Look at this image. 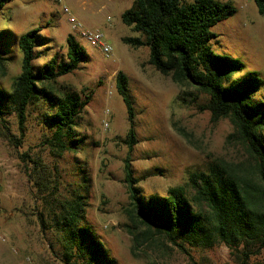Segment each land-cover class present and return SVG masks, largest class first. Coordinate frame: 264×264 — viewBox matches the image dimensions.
<instances>
[{
    "label": "rangeland",
    "instance_id": "1",
    "mask_svg": "<svg viewBox=\"0 0 264 264\" xmlns=\"http://www.w3.org/2000/svg\"><path fill=\"white\" fill-rule=\"evenodd\" d=\"M133 1L9 0L0 12L2 41L17 43L13 45L16 49L6 54L9 60L5 70H0L2 88L10 89L20 73L22 53L18 39L27 31L40 28L49 43L35 49V71L54 56L68 61L67 38L73 35L85 48L88 60L78 70L58 78L56 86L92 97L76 126L83 141L78 149L59 158L41 145L44 135L51 132L45 121L49 107L44 102L31 106L22 146L13 145L5 137L0 122V233L7 238L6 242L0 241V264H65L64 238L54 220L60 201L76 193L85 196L83 223L93 227L116 264H235L224 243L208 249L191 248L189 257L159 238L132 253L133 239L125 229L130 202L124 181L128 156L146 197L164 195L170 187L185 184L191 173L206 170L211 162L246 159L243 147L228 139L233 131L231 122L223 119L214 123L210 111L200 109L208 100L205 94L195 102L190 96L183 101L181 88L172 78L148 63L149 47L135 48L123 41L125 36H140L122 20V13ZM220 1H232L237 12L212 28L218 36L209 45L216 53L244 63L236 76L258 72L263 84L254 99L264 100V15L259 13L255 0ZM64 6H69L86 27L105 33L113 46L109 57L95 43L71 30ZM120 70L129 78L136 112L137 143L133 147L125 142L131 125L116 87ZM186 90L195 91L192 87ZM6 119L11 131L19 134L15 114L7 110ZM30 150L42 155L58 179L55 195L37 198L19 157L21 152ZM193 192L190 188L189 194ZM251 261L264 264V248Z\"/></svg>",
    "mask_w": 264,
    "mask_h": 264
},
{
    "label": "trees",
    "instance_id": "2",
    "mask_svg": "<svg viewBox=\"0 0 264 264\" xmlns=\"http://www.w3.org/2000/svg\"><path fill=\"white\" fill-rule=\"evenodd\" d=\"M9 0H0V12ZM264 15V0H255ZM237 12L232 1L220 0H134L122 13V20L140 36L123 37L132 47L148 46V63L181 88L183 101L187 96L195 102L201 94L208 100L201 110L211 113L218 123L228 119L233 131L228 139L238 142L246 159L238 162H211L206 170L193 172L183 185L172 186L164 195L146 197L134 176L131 158L125 160V178L129 193L126 231L132 236V253L144 244L152 245L163 238L191 256V248H213L224 243L230 249L235 264H255L251 258L264 248V100L254 94L263 84L258 72L236 76L244 68L239 59L216 53L209 45L217 38L212 28ZM35 28L18 39L22 60L20 73L10 89L0 86V122L3 134L13 145L22 146L26 136L31 106L44 102L49 110L45 121L51 132L41 141L56 158L78 149L83 141L76 126L83 110L90 103L70 88L59 90L58 78L78 70L88 60L85 48L70 35L67 38V58L57 56L35 71L37 47L47 46L49 38ZM17 45V43H14ZM11 41L3 42L0 33V70H5L6 56L16 49ZM116 87L129 116L130 129L125 142L137 143L135 107L129 93V78L123 71L116 75ZM192 87L195 91L186 90ZM7 110L14 113L19 134L11 131ZM19 157L37 198L55 195L58 179L37 152L24 151ZM195 192L189 194V189ZM85 196L76 193L61 200L54 220L63 235L65 264H116L109 250L93 227L84 224ZM144 264H156L149 261ZM194 264H197L196 262Z\"/></svg>",
    "mask_w": 264,
    "mask_h": 264
},
{
    "label": "built area",
    "instance_id": "3",
    "mask_svg": "<svg viewBox=\"0 0 264 264\" xmlns=\"http://www.w3.org/2000/svg\"><path fill=\"white\" fill-rule=\"evenodd\" d=\"M63 12L67 15L68 23L70 24V28L72 31L78 33L81 37L85 38L86 40L95 43L102 50L105 56L109 57L112 54L113 46L107 41L106 35L102 30L90 29L86 27L84 23L79 20L75 14L72 13L69 6H64ZM0 241H7L6 236L1 233Z\"/></svg>",
    "mask_w": 264,
    "mask_h": 264
}]
</instances>
